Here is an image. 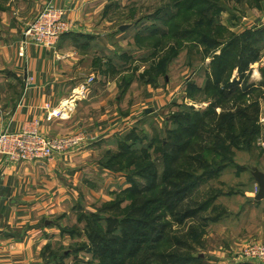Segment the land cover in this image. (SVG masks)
Returning a JSON list of instances; mask_svg holds the SVG:
<instances>
[{"label":"rangeland","instance_id":"obj_1","mask_svg":"<svg viewBox=\"0 0 264 264\" xmlns=\"http://www.w3.org/2000/svg\"><path fill=\"white\" fill-rule=\"evenodd\" d=\"M50 3L56 5L0 0V14L34 20ZM59 7L71 29L45 48L64 47L60 62L74 84L95 80L85 96L79 86L72 91L71 132L56 137L80 141L55 155L69 170L34 223L45 239L36 264H224L232 242L263 219L260 211L239 213L262 203L253 171H264V79L252 81L249 69L264 58V0H81L77 8ZM249 53L257 57L242 72ZM224 65L223 83L207 88ZM222 89L234 91L225 97ZM215 111L226 113V132L216 131ZM180 135L195 151L182 178L166 184ZM216 167L218 175H210ZM155 198L136 216L140 203ZM178 198L202 209L187 217ZM110 224L123 247L100 257L89 234L104 236ZM253 243L264 244L253 239L244 248Z\"/></svg>","mask_w":264,"mask_h":264},{"label":"crops","instance_id":"obj_2","mask_svg":"<svg viewBox=\"0 0 264 264\" xmlns=\"http://www.w3.org/2000/svg\"><path fill=\"white\" fill-rule=\"evenodd\" d=\"M55 2L66 8L81 4V0ZM68 15L75 21L79 19L75 9ZM31 19L13 22L7 11L0 14V133L6 128L20 130L40 120L45 135L59 137L71 132L76 106L70 94L80 84L71 82L73 78L62 69L64 47L47 49L33 42L23 46L24 31ZM253 62L250 76L252 81L261 82L264 58ZM59 109L66 110L63 117L54 116L53 110ZM68 167L58 155L29 162H12L0 155V264H36L41 260L45 239L34 223L45 212L48 200L62 191L60 174L68 173ZM260 207L240 211L239 215L260 211L263 219L244 239L232 242V249L223 253L224 264H259L239 252L253 239L264 242V200Z\"/></svg>","mask_w":264,"mask_h":264},{"label":"built area","instance_id":"obj_3","mask_svg":"<svg viewBox=\"0 0 264 264\" xmlns=\"http://www.w3.org/2000/svg\"><path fill=\"white\" fill-rule=\"evenodd\" d=\"M71 25L66 10L50 3L29 25L23 46L30 42L41 47L54 46L60 37L71 29ZM94 80L95 77L92 75L83 80L78 87V94L85 96ZM65 112L66 110L59 109L53 113L55 116L63 117ZM40 126V121L34 120L20 130L6 128L0 133V155L12 162L49 160L80 141L77 136L49 137L41 131ZM242 255L248 260L264 264V244L253 243L244 248Z\"/></svg>","mask_w":264,"mask_h":264},{"label":"trees","instance_id":"obj_4","mask_svg":"<svg viewBox=\"0 0 264 264\" xmlns=\"http://www.w3.org/2000/svg\"><path fill=\"white\" fill-rule=\"evenodd\" d=\"M252 31V30H251ZM254 32V31H253ZM264 33V31L262 32ZM260 33V35L258 36L259 41H263V35ZM257 57V53L252 55V53H249V57L248 60H246L244 63L241 61L239 63V68L240 71H244L245 69L248 68L249 63L252 60H255L254 58ZM226 70V65L222 66L221 69L218 71L217 76H216V80L217 82H208L207 83V88L211 87L212 84H216L217 86L223 83V72ZM234 90L230 89L229 93H225L224 89L221 90V94L223 96L226 97V95L229 96V94H231ZM237 113V112H236ZM214 117H216L215 120H217L215 127L217 128V130H219L220 132H226V129L223 126L224 124V120L225 118V114L226 113H220L218 114L216 111L213 113ZM244 116V114H242ZM242 123V120L240 121V124ZM237 124V120L236 118H230V122H229V128L230 130L233 132L235 131V126ZM202 125V122H201ZM208 124H205V122H203V126L207 127ZM203 127V128H204ZM202 128V131H203ZM201 131V130H200ZM201 133V132H200ZM203 133V132H202ZM201 133V136H202ZM199 135V134H198ZM217 135V134H214ZM200 136V137H201ZM219 137V136H218ZM210 138L209 136H206L205 138V142L209 141ZM195 143L193 144L191 142V140L189 139L188 141H186L184 138L181 137V135L177 138V145L175 146V148H173L171 150L170 153V159L168 162L169 167H171V170L168 174H165V176L163 177L164 183L168 184L170 182V180L175 176L176 179H180L182 178V176L184 175V166L183 163L185 160L188 159L190 153H192V151H195ZM203 148H201V152L202 153ZM218 168L217 170L215 169L213 172H211L210 175H218L219 171L221 170V168ZM156 177V171L153 173V178ZM201 177H205V176H201ZM191 183L186 185V188L190 185ZM184 198H186V196H184ZM159 200V198H155L152 200H149L145 203H140V205H138L137 207V212H136V216H144L147 212V209L149 208L150 205H152L151 202H157ZM195 201L193 200H187L186 202L182 201V198H178L176 204L179 205L180 210H183L185 212V215L188 216H193L196 213H198L202 207L199 206L198 208H195L192 204ZM155 204V203H154ZM113 224H110L109 228H108V233L104 236H101L99 234L96 233H92L90 232L89 236H90V240L92 241V245H93V250L95 251L96 254H98L100 257H104L106 255L107 252L111 251L112 253H121L123 244L121 243V239L118 235L113 234ZM132 232H134L132 230ZM110 246H112L113 248H109Z\"/></svg>","mask_w":264,"mask_h":264},{"label":"water","instance_id":"obj_5","mask_svg":"<svg viewBox=\"0 0 264 264\" xmlns=\"http://www.w3.org/2000/svg\"><path fill=\"white\" fill-rule=\"evenodd\" d=\"M127 26H122L121 29L125 30ZM253 176L255 178L256 183L258 184V192L255 196L256 201L264 200V171L254 168Z\"/></svg>","mask_w":264,"mask_h":264}]
</instances>
